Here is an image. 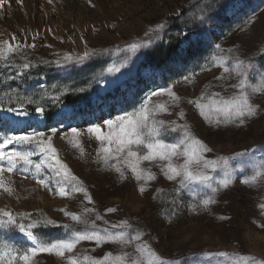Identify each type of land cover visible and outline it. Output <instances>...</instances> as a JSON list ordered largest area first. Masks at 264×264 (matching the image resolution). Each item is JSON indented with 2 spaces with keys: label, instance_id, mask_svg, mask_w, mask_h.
<instances>
[{
  "label": "rangeland",
  "instance_id": "rangeland-1",
  "mask_svg": "<svg viewBox=\"0 0 264 264\" xmlns=\"http://www.w3.org/2000/svg\"><path fill=\"white\" fill-rule=\"evenodd\" d=\"M197 17H203L204 22ZM160 24L166 25L163 31H157ZM4 41L14 49L20 47L6 59L0 58V136L38 129L46 138L53 136L50 128H57L52 144L93 203L88 204L82 193L71 199L50 194L28 174L24 178L5 172L3 179L14 191L9 196L0 190V209L30 214L24 220L17 217L18 221L36 225L32 231L49 242L68 239L72 229L85 228L60 209L79 215L82 207H89L95 209L83 217L89 224L103 229L127 220L131 225L128 234L139 231L142 242L165 260L220 264L215 259H201L203 254L218 252L264 260V215L258 207L264 204V182L255 187L242 183L252 175V165L264 160V151H251L264 146V95L253 97V103L259 105L258 115L239 127L217 124L223 117L211 110L208 100L202 101L209 104L207 119L187 103L196 101L205 89L209 95L220 93L222 97L234 91L231 85L235 79L227 78L223 68L210 63L215 56L253 57L258 69L264 70V0H7L0 4V44ZM132 44L139 46L137 50H131ZM169 47H175L173 55L167 54ZM24 64L29 67L23 68ZM109 68L113 72L109 73ZM222 75L225 79H216ZM185 76L193 82L185 81ZM257 82L255 78L250 81L253 85ZM162 88H171L180 98L176 106L167 94L153 96L149 102V107L168 102V112L154 117L165 122L161 129L164 142L174 143L180 135L170 132L172 121L187 125L211 149L204 153V159L218 162L215 172L206 170L213 177V186L224 178L219 165L229 161L231 182L214 194L215 203L207 210L196 205L212 195L208 190L190 185L178 192L179 178L169 181L155 163L142 164L156 179L149 181L141 194L135 179L121 182L118 174L95 162L100 142L89 138L86 129L138 109L151 91ZM67 98L70 103L65 102ZM37 107L44 109L42 114L36 112ZM10 108L27 112L21 115L23 131L12 129L20 115L8 112ZM51 112L54 116L48 121L45 114ZM180 112L184 119H179ZM5 116L10 120L5 121ZM72 127L81 133L78 139L83 156L68 142ZM101 131L107 133L108 129L102 126ZM12 148L10 145L4 151ZM238 153L249 154L230 159ZM40 159L39 155L32 157L34 163ZM175 162L182 163V158ZM120 167H124L122 161ZM42 171L45 177L51 176L47 168ZM125 172L131 177V172ZM109 207L117 211L107 213ZM97 214L102 219L96 220ZM10 236L18 247L30 244L18 231ZM123 250L132 253L133 247ZM120 251L118 244L97 247L93 241H81L66 255L101 258ZM34 264L65 262L40 253Z\"/></svg>",
  "mask_w": 264,
  "mask_h": 264
},
{
  "label": "snow or ice",
  "instance_id": "snow-or-ice-1",
  "mask_svg": "<svg viewBox=\"0 0 264 264\" xmlns=\"http://www.w3.org/2000/svg\"><path fill=\"white\" fill-rule=\"evenodd\" d=\"M7 0H0V4L6 3ZM19 2V0H17ZM51 2V0H49ZM203 21V17H197ZM165 24H160L157 31H163ZM15 39V37H13ZM6 46V47H5ZM146 46V45H145ZM20 46L14 49L8 45L7 41L0 44V58L6 59L7 54L18 50ZM139 46L130 45L131 50H137ZM220 49V45H216ZM231 52V50H229ZM65 57V60H70ZM80 59H84L81 57ZM231 61L229 64L228 61ZM253 57L241 59L239 56H215L210 63L214 66L223 68V73L227 78L235 79V83L231 85L234 91L226 96H220V93H212L209 95L207 90L202 91L201 96L196 100L187 101L199 110L201 116L207 119L206 110L209 108L208 103L202 101H210L211 110L223 117L219 123H234L236 126H242L247 121L258 115L259 105L253 103V97L264 95V70H259L257 64L253 62ZM125 67L126 65H121ZM23 68H28V64H24ZM203 71L208 68L202 67ZM109 73L113 72L112 68L108 69ZM119 71V68L115 69ZM197 75L196 73L192 74ZM258 82L256 85L250 83L252 79ZM216 79H225L222 75ZM184 80L193 82L190 77L185 76ZM167 94L169 101L176 106L180 102V98L176 96L171 88H162L151 91L147 99L131 112L125 111L122 115H116L115 118H109L103 121V125H93L86 129L89 138L94 137L100 142V147L96 151L95 162L103 165L107 170L114 171L118 174L121 182L127 179H135L138 184V191L143 194L146 191V185L149 181L155 180L156 176L151 172L150 168L142 167L144 162L149 165L155 163L160 168L161 173L169 181H175L179 178L178 192L183 189H189L190 185H199L202 189L208 190L212 195H208L206 199L200 200L196 208L205 209L215 203L214 194L220 188H227L231 182L232 170L228 167V159L223 161L219 166L223 169L224 178L216 181L213 186V177L206 170L211 169L215 172L218 166L217 161H207L204 159V153L211 151L203 145L188 128L187 125H177L172 121L168 125L170 132L180 135L174 143H165L162 139L161 129L165 128L163 120L154 119L160 113L168 112V102L155 103L153 107H149V102L153 96H162ZM29 103H32L29 99ZM8 112L17 113L18 115H27V112L20 113L17 109H7ZM42 107H37V113H43ZM179 119H184L183 112L177 114ZM5 121L10 120L4 117ZM13 123H18L13 121ZM106 126L108 132H102L101 127ZM53 136L57 133V128L49 129ZM72 139L68 142L71 147L79 150L83 156V148L78 137L81 133L77 128H71ZM53 136L45 138V132L33 129L24 135H2L0 136V190L11 196L14 189L11 184L3 179V174L13 173L36 180V183L46 189L50 194L60 197L73 198L75 193H82L88 204H92V198L88 195L87 190L80 186V182L72 175L67 165L62 162L59 157L58 150L53 146ZM65 138V137H62ZM12 145V151H4L8 146ZM264 151V146L260 149ZM249 153H238L231 157L232 160H238L247 156ZM41 157L39 163H34L33 156ZM182 158V163L177 164L175 161ZM116 161V163H112ZM121 161L124 167H120ZM253 173L250 177L244 179L242 183L249 187H255L258 182H264V160L252 165ZM44 168L51 172V176L45 177ZM34 169V170H33ZM125 169L131 172V177L126 175ZM242 171V169H235ZM28 174V176H25ZM143 181V183H141ZM34 191V190H33ZM19 199V198H18ZM261 214L264 215V204L258 205ZM65 216L70 218L74 223L84 224L83 230L72 229V235L68 239L56 241H45L32 229L36 227L33 224L20 223L19 220L26 219L30 214L19 213L13 214L11 211L0 209V264H34L35 258L40 253L55 255L65 262V264H180L179 261L165 260L160 257L148 244L142 242L139 231L135 235H129L127 229L131 225L127 220L112 224L110 227L98 229L94 223L89 224L83 217L95 211L94 208L82 207L81 214L69 213L64 209ZM117 209L109 207L107 213H114ZM96 220L102 219L100 215H96ZM48 224H54L48 221ZM47 226V225H45ZM69 225L64 228L69 229ZM110 229H121L122 231L113 232ZM18 231L23 234L30 244L26 247H18L11 242L10 233ZM81 241H93L99 247L104 243H113L121 246L118 254L106 253L101 258L90 256H73L71 254ZM127 246L133 247V252H125L123 249ZM206 262L214 259L220 264H264V260L257 259L250 255L232 254L226 252L206 253L201 257Z\"/></svg>",
  "mask_w": 264,
  "mask_h": 264
},
{
  "label": "trees",
  "instance_id": "trees-1",
  "mask_svg": "<svg viewBox=\"0 0 264 264\" xmlns=\"http://www.w3.org/2000/svg\"><path fill=\"white\" fill-rule=\"evenodd\" d=\"M175 50H176L175 47H169L167 54L173 55L175 53ZM65 102L70 103V99H68V98H67V100L65 99ZM45 115H46L47 120L50 121L54 115V112L46 113Z\"/></svg>",
  "mask_w": 264,
  "mask_h": 264
},
{
  "label": "bare ground",
  "instance_id": "bare-ground-1",
  "mask_svg": "<svg viewBox=\"0 0 264 264\" xmlns=\"http://www.w3.org/2000/svg\"><path fill=\"white\" fill-rule=\"evenodd\" d=\"M24 117V116H23ZM23 117L20 115L19 118H17V122L18 123H14L12 126V129H14L15 131H20L24 129L25 126H23Z\"/></svg>",
  "mask_w": 264,
  "mask_h": 264
}]
</instances>
